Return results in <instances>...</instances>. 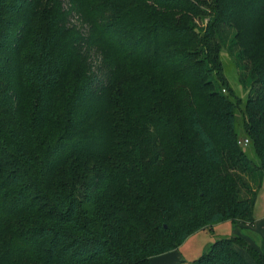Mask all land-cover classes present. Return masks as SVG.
<instances>
[{"label": "trees", "instance_id": "obj_1", "mask_svg": "<svg viewBox=\"0 0 264 264\" xmlns=\"http://www.w3.org/2000/svg\"><path fill=\"white\" fill-rule=\"evenodd\" d=\"M263 180L264 0H0V264H151L254 225ZM236 243L192 264H253Z\"/></svg>", "mask_w": 264, "mask_h": 264}, {"label": "rangeland", "instance_id": "obj_2", "mask_svg": "<svg viewBox=\"0 0 264 264\" xmlns=\"http://www.w3.org/2000/svg\"><path fill=\"white\" fill-rule=\"evenodd\" d=\"M198 22L202 24L201 21ZM205 23L206 21L204 24ZM227 35L225 42L221 44L223 47L221 59L224 66L222 74L228 80L230 87L235 93L234 102L236 105L237 121L240 125L239 128H241L244 123L245 101L248 98L249 90L240 82V75L243 70L237 59V51L236 53L230 52L231 33ZM225 91V93H228V89ZM243 138H245V136L240 131V139ZM243 148L247 152L248 157L257 163L258 160L254 146L250 143L243 146ZM253 222L254 225H251L250 222L224 221L207 230H200L191 235L178 249L159 256H154V260H152L151 264H192L196 259L202 256L215 241L221 238H240L245 247L239 246L236 243L235 248L240 250L239 252L242 256L244 255L248 261L255 264L252 259L253 257L250 256L251 253H248V249L252 248V250L264 255V180L254 205Z\"/></svg>", "mask_w": 264, "mask_h": 264}, {"label": "built area", "instance_id": "obj_3", "mask_svg": "<svg viewBox=\"0 0 264 264\" xmlns=\"http://www.w3.org/2000/svg\"><path fill=\"white\" fill-rule=\"evenodd\" d=\"M239 143L241 145L245 146V145L249 144V140L247 138H243V139H240Z\"/></svg>", "mask_w": 264, "mask_h": 264}, {"label": "crops", "instance_id": "obj_4", "mask_svg": "<svg viewBox=\"0 0 264 264\" xmlns=\"http://www.w3.org/2000/svg\"><path fill=\"white\" fill-rule=\"evenodd\" d=\"M239 251H240V250H239ZM152 260H154V258L151 259V262H152Z\"/></svg>", "mask_w": 264, "mask_h": 264}]
</instances>
